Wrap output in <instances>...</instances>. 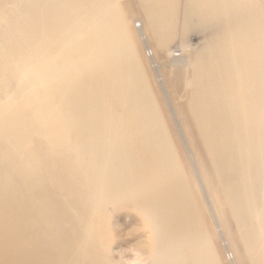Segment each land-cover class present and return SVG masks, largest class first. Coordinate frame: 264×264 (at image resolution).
Returning <instances> with one entry per match:
<instances>
[{"label":"bare ground","instance_id":"1","mask_svg":"<svg viewBox=\"0 0 264 264\" xmlns=\"http://www.w3.org/2000/svg\"><path fill=\"white\" fill-rule=\"evenodd\" d=\"M119 1L0 0V264H221ZM179 1L140 0L134 30L162 46L181 5L172 64L190 66L206 189L169 111L197 192L235 225L231 263L264 264V0Z\"/></svg>","mask_w":264,"mask_h":264},{"label":"rangeland","instance_id":"2","mask_svg":"<svg viewBox=\"0 0 264 264\" xmlns=\"http://www.w3.org/2000/svg\"><path fill=\"white\" fill-rule=\"evenodd\" d=\"M180 2L181 0L179 1V3ZM119 4L122 6L123 24L125 25L127 30H129V34L132 40L137 45L139 57L142 62L143 71L145 73L148 86L154 95L155 101L157 103V106L162 116V120L168 127L171 133V138L175 142V146H176L179 158L182 162V165L185 171H187L186 172L187 175L191 179V186L193 187L194 192H195L194 196L197 197L196 201L198 202L197 204L203 215L205 227L207 229V234L212 239L213 243L215 244L218 250V253L221 259V264H232L231 261H233V258L235 259L236 254L240 252L238 241L234 237V233H235L234 226L235 225L232 219L228 217L227 215H226L227 224L223 222L222 217L218 213H215L216 215L215 217H213L206 206V203H205V200L202 194H200V191L197 192L198 188H196L194 184L195 183L194 181H196V178L192 171L191 164L187 158V153L185 151L183 142L181 141L182 138H180L179 136V133L176 128V124L170 114L166 100L159 86V82L160 83L162 82L164 89L166 91L168 100L170 102L171 108L173 109L178 125L182 131L185 142L194 160V164L199 174L201 175L203 185L206 189V185L204 183V175L202 173L203 168H202L201 161L199 159V156L196 150L194 149L191 143V140L188 136L189 134H188L187 126L185 122H183V119H182L183 116H181L182 107L187 100V88H186L185 82L189 79L188 77L190 74V66L188 65L181 66L178 64H172V58L189 56V52L187 50L181 49V46L187 42L188 37H189V34H186L185 32L181 30V27L179 24V21H180L179 13H180L181 5L179 4L176 24H175V28L173 30L172 35L162 46L156 47L152 42H148L146 44L140 43L139 39L142 40L143 36L140 35L138 38V34L134 30V27L137 28L139 25L138 21H134V20L140 19L142 17L140 0H120ZM190 35H193L190 40L191 42H198L200 40V37L198 35L193 34V33H190ZM169 52H170V55L168 54ZM149 57H151V61ZM154 64L158 66L157 74L153 71ZM207 192L209 195H211L208 188H207ZM117 219H118L117 220L118 223L123 222L122 217L117 218ZM114 223H116V221L113 222V224ZM133 227H135L133 222L122 223V229H123L122 236L128 237V235H125V233L131 232ZM130 242H132V240H130ZM126 245L123 244L121 249L126 248ZM113 249H116V248H113Z\"/></svg>","mask_w":264,"mask_h":264},{"label":"water","instance_id":"3","mask_svg":"<svg viewBox=\"0 0 264 264\" xmlns=\"http://www.w3.org/2000/svg\"><path fill=\"white\" fill-rule=\"evenodd\" d=\"M167 96V94H165V97ZM167 98V97H166ZM167 100V106H169V109L171 108V105H170V103H169V101H168V98L166 99ZM171 110V112H172V109H170Z\"/></svg>","mask_w":264,"mask_h":264}]
</instances>
